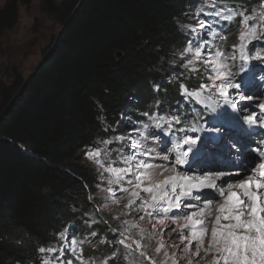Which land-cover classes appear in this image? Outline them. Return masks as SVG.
I'll list each match as a JSON object with an SVG mask.
<instances>
[{"label":"trees","instance_id":"trees-1","mask_svg":"<svg viewBox=\"0 0 264 264\" xmlns=\"http://www.w3.org/2000/svg\"><path fill=\"white\" fill-rule=\"evenodd\" d=\"M193 1L43 0L60 33L28 78H0V264H42L39 247L85 227L98 182L82 153L108 137L131 99L143 112L180 99L162 75L183 47ZM30 2L6 0L0 41Z\"/></svg>","mask_w":264,"mask_h":264},{"label":"snow or ice","instance_id":"snow-or-ice-1","mask_svg":"<svg viewBox=\"0 0 264 264\" xmlns=\"http://www.w3.org/2000/svg\"><path fill=\"white\" fill-rule=\"evenodd\" d=\"M201 2L205 6L199 7L195 13L194 18H196L197 24L184 26L191 32V35L186 34V46L184 51L179 53V56L182 60L188 55L191 58L184 61L180 68H188L189 71L195 72L198 69L189 67V65L199 62L205 65L206 70L209 71L208 80L210 83H201L194 90H189L185 84L181 83L180 94L188 104L187 109L181 106L171 109L172 114L159 116L156 114L149 116L147 112L143 114L151 122V125L144 123L143 129L147 130L151 126L156 130L151 133V139L158 145L175 141L178 146L188 145V149L172 156L171 159L167 154L160 157L159 153L144 147L149 136H145L144 132L137 128L132 131L141 132L143 140L131 139L125 145L122 141L128 135L126 132L124 135L113 134L102 141L104 145L103 159L108 162L107 166L99 159L102 149L96 148L95 151L86 152L85 155L103 169L100 171L99 179L107 182L105 190L109 193V197L115 196L116 191L127 193L130 199L125 204L126 208L142 213L138 217L140 220H143L145 216L153 217V213H155L154 218L163 224L164 217L161 216V213L166 216L174 208L180 209L182 197L190 199L189 203L183 205L185 209L197 208L201 200L200 188L205 185V179L189 176L187 172L178 170L179 167L188 162L189 151H192L193 146L202 140L198 133L207 132L208 136L203 137V140L206 141L214 136L218 138L216 132L222 127L225 120H237L248 124L252 139L247 143L237 141L238 147L234 145L237 155L242 159L236 165L238 170L233 174L240 178L235 183L225 181L229 189L237 188L239 191L229 190L225 196L222 189H216V195L213 199L224 197L225 203L220 204L216 209L221 215H217L214 221H209L215 224L209 248L203 249L207 227H199L205 225V219H194L197 215L195 212L182 216L188 223L183 226L178 225L180 232L176 239H179L181 244L185 240L188 241L181 250L182 255H186L193 244H196L194 254L196 257L200 256L201 250L205 253H215L216 258L213 260V264H264V135H260L258 138L255 135L257 127L264 128V104L258 105L261 110L258 114L256 111L249 112V106L242 103V101L259 98V95L264 94L258 95L251 91L246 77L242 76L239 71L233 72L231 70V62L237 60L235 46L230 53H226L222 50L221 45V42L226 39V36L221 35V33L224 32L227 25L239 17V26L243 29L240 34L241 40L248 43L257 41L252 46L251 55L244 51L245 45L241 44L239 51L240 69L246 68L251 71L260 66L253 64L252 61L264 62V55L259 51L260 48H264V0H259L261 11L257 12L254 8L251 14H247V8H232L224 4L222 0L221 5L217 4V0H201ZM201 14L206 19L201 18ZM193 45L195 46L193 47ZM180 75H183V72H180ZM155 90L159 91V85L155 86ZM205 91L208 93L207 96L202 95ZM168 111L166 108L165 112ZM187 112L195 113V124L189 122L192 117L187 115ZM101 121L103 122V117H101ZM201 121H204L205 124H211L212 127H197ZM113 142H116L117 147L109 149L108 145ZM125 149L128 150V154H125ZM113 151L116 153L114 159L112 158ZM162 151L167 152V149L162 148ZM117 162L123 166H115ZM104 172H108L110 175L105 177ZM164 172H169L171 175L162 181L152 182L153 173L163 176ZM217 175L223 176L225 173L219 172ZM146 181H149L147 185H145ZM122 182L127 186H123ZM112 185L119 187L114 189L111 187ZM207 185L213 189L216 188L212 181H208ZM100 187L101 185L97 184V188ZM177 188H180L179 193H177ZM193 190L196 191L195 195H193ZM141 191L148 195L141 197ZM173 196L175 197L174 200ZM89 199L92 197L89 196ZM136 200H140V203L136 204ZM114 202L119 203V200ZM103 206L106 207L107 205ZM99 207L97 206V210ZM211 207L212 200H206L205 207L200 208V215L203 216L207 209V214L211 217ZM170 218L176 224L180 217L174 214ZM114 219H118V217ZM221 220L231 222L221 224ZM122 223L127 224L128 222ZM189 226H192L190 235L185 236L183 229L189 228ZM127 231L128 229L125 228L123 232L119 233L123 239L118 238V244L132 250V244L128 243L130 237L124 235V232ZM175 231L177 228L168 230L169 234ZM113 232L116 233L117 229H113ZM58 235L61 241L65 239V231H61ZM70 243L74 245L77 241L73 238ZM169 246L175 248L178 245L172 243ZM38 251L39 253H56L57 251H64V248L61 244L59 249L56 247H39ZM72 251L75 252V249ZM116 254L117 250H114L112 257L115 258ZM75 258L80 261V264H87V261L81 260L80 255H76ZM42 264H50V260L45 259ZM68 264H71V261H68ZM102 264H106V261ZM153 264H155L154 261ZM187 264H191V261L189 260Z\"/></svg>","mask_w":264,"mask_h":264},{"label":"rangeland","instance_id":"rangeland-1","mask_svg":"<svg viewBox=\"0 0 264 264\" xmlns=\"http://www.w3.org/2000/svg\"><path fill=\"white\" fill-rule=\"evenodd\" d=\"M61 1L64 0H59V2ZM222 2L232 8H247V14H251L254 8L257 12L261 11L259 0H222ZM5 3L6 0H0V9ZM217 4L221 5V0H217ZM204 6L205 4L202 3L201 0H194L187 15L180 22V30L183 35V47L177 50L174 54V59L165 65L164 73L162 75L164 85L174 86L177 89L176 91L178 92L180 99L176 101L172 107L168 108L169 111L167 113L160 107L157 110L151 109L150 112H143L138 110L139 108L136 107V101L131 99L129 105L124 111V115L121 117L117 126L112 127V131H109L108 137L99 141L95 147L87 148L83 151L82 155L84 162L94 170L97 182L101 185L100 188H97L96 199L94 202L95 211L88 215V221L85 223V227L74 225L65 230V239L63 241L60 240V243L55 246L59 249L62 244L64 251L42 253V261L47 259L50 260V264H68V261H71V264H80V261L75 258L76 255H80L81 260L87 261V264H102V262L105 261L106 264H153V261L155 264H177V262L178 264H187L189 260L191 261V264H209L215 259V256H213L215 253L210 252L208 254L203 250H201L200 256L196 257L194 255L196 244L192 245L191 250L186 255H182L181 250L188 241L185 240L184 243L181 244V241L176 239L180 232V227H178V225L183 226L188 223L187 220L182 218V216L187 213L195 212L197 215L194 219H205V225L199 227H207V235L204 238L203 249L209 248L212 230L215 227V224L209 221H214L217 215H221L216 209L220 204L225 203L224 197L213 199L216 195V189H222L225 196L229 190L239 191L237 188L229 189L225 184V181L235 183L240 178L233 173L238 170L236 165L242 158L240 159L237 156L232 157V152H236L234 145L238 146L237 141H241L239 139H242V137L240 136L241 133H236V131L233 130H238L239 127L246 128V126H249L248 124L237 120H225L222 127L216 132L218 138H215L214 136L206 141L203 140V137L208 136V133H198L202 137V140L193 146V150L188 153V162L182 167H179L178 170L181 172H187L189 176L201 177L204 179L207 175H212L214 177L212 182L215 183L216 188L213 189L209 187L207 182L200 188L202 195L197 208L185 209L183 205L189 203L190 199L182 197L180 209L174 208L173 211L166 216L161 213V216L164 217L163 224H160L158 220L154 218L156 215L155 213H153V217L145 216L143 220H140L138 217L142 213L126 208L125 204L130 199L127 193L116 191L115 196L109 197V193L105 190L107 188V182L99 179L100 171L103 169L100 168L94 160L89 159V157L85 155L86 152L95 151L96 148H100L102 151L99 159L105 166H107L108 162L103 159L104 145L102 141L108 139L113 134L124 135L126 132L128 135H126L125 139L122 141L125 145H127L131 139L143 140L141 132L132 131L137 128L144 132L145 136H149V140L144 143V147L159 153L160 157L167 154L171 159L172 156L188 149V145L178 146L175 141H171L165 145H158L157 142L151 139V133L156 130L151 126L147 130L143 129L144 123L151 125L148 117L143 114L147 112L149 116L153 114L159 116L172 114L171 109L177 107L182 106L184 109H187L188 104L180 94L181 83L185 84L189 90H194L201 83H210L208 80L209 71L206 70L205 65L199 62H194L193 65H189V67H195L198 69L195 72L189 71L188 68L181 69L180 65L184 63V61L190 59L191 56H185L183 60L179 56V53L183 52L186 46V34L188 36L191 35V32L184 26L196 25L197 20L194 18L195 13L199 10V7ZM201 18H205L203 17V14H201ZM224 23L226 24L227 22ZM239 25L240 18L236 17L230 25L225 27L224 32L221 33V35L226 36V39L221 42L222 50L226 53H230L233 46H235L237 60L231 62V70L233 72L239 71L242 76L246 77L251 91L256 92L258 95L264 94V79H262V77H264V62L252 61L253 64H259L260 66L253 68L251 71H248L246 68L240 69L239 67L241 63L239 60L241 44L245 45L244 51L251 55L252 46L254 43H257V41H253L252 43L242 41L240 34L243 29ZM61 29V24H59L55 18L49 16L43 9V0H31L28 5H21L17 25L10 31H7L0 41V78L7 83L12 82L16 76L28 78L40 63L45 51L53 43ZM194 46L195 45H193V47ZM259 51L264 55V48H260ZM207 67L210 68V66ZM180 72H183V75H180ZM217 83L219 82L217 81ZM202 95L207 96L208 93L205 91ZM242 103L249 106V112L256 111L260 114L261 110L258 105L264 104V95H259V98L242 101ZM197 107H199V105H197ZM186 114L192 117L189 122L195 124V113L187 112ZM207 118L210 119V117ZM126 121H128V123H126ZM197 127L211 128L212 125L205 124L204 121H201ZM263 131L264 128L257 127V129H255V134H264ZM246 133H248V131ZM218 139L221 140L220 144H214ZM249 141L250 140L243 138L244 143ZM116 147V142L108 145L109 149H114ZM162 148L167 149V152L162 151ZM124 151L125 154H128L127 149ZM115 155L116 153L113 151V159L115 158ZM228 156L232 157L230 161L233 162V165L227 168H224L225 166H220V160L218 157L223 158L222 163L224 164V162L228 163L226 160V157ZM115 166L123 165L117 162ZM167 166L170 167V165ZM149 171L151 172L152 170L150 169ZM219 172H224L225 175L218 176L217 173ZM109 175L110 173L104 172L105 177ZM169 175H171L169 172H164L163 176L153 173L152 182L162 181ZM241 175H243V173H241ZM148 183L149 181H146L145 185ZM122 185L125 187L127 186L126 184H123V182ZM111 187L116 189L119 186L112 185ZM129 191H131V188H129ZM179 192L180 188H177V193ZM195 194L196 191L193 190V195ZM140 195L141 197H145L148 194L141 191ZM172 198L173 200L175 199L174 196ZM117 199L119 200V203L114 202ZM208 199L212 200V216H208L207 209L205 210L204 215L201 216L200 208L205 207V201ZM139 203L140 200H136V204ZM103 205L107 206L104 207ZM97 206H100L99 210H97ZM133 207H135V205H133ZM174 214L180 217L176 224H174L170 218ZM116 217H118V219H114ZM124 221H127L128 223L123 224L122 222ZM223 222L224 220H221V223ZM153 225H155V227H153ZM101 226L106 227V234L98 232L97 229ZM125 228H127L128 231L124 232V235L130 237L128 243L132 244V250L118 244V238L123 239V236H119V233L123 232ZM171 228H177V231L169 234L168 230ZM191 228L192 226L184 228L183 234L189 236ZM113 229H117V232L114 233ZM93 233H95V235H93ZM73 238L77 241L74 245L70 243ZM172 243L178 246L172 248L169 246ZM137 245H139V247H137ZM161 245H163V247H161ZM72 249H75V252H73ZM157 249H159V251H157ZM114 250H117L115 258L112 257Z\"/></svg>","mask_w":264,"mask_h":264},{"label":"bare ground","instance_id":"bare-ground-1","mask_svg":"<svg viewBox=\"0 0 264 264\" xmlns=\"http://www.w3.org/2000/svg\"><path fill=\"white\" fill-rule=\"evenodd\" d=\"M249 129H250V127L249 126H246V128L244 127H239L238 128V130H233V131H236V133H241V137H242V139L240 138V136H239V140H241L242 142H243V138H245L246 140L248 139V140H251L252 139V137H251V135H250V132H249ZM257 129V128H256ZM242 130H244V131H242ZM245 130H246V132L248 131V133H246L245 132ZM258 135H256V137H257ZM220 142H221V140L220 139H218V141L216 142V143H214V144H216V145H218V144H220ZM231 145H232V143H231ZM233 146V145H232ZM238 147V146H237ZM234 149L236 150V148L234 147ZM217 153V152H216ZM229 153V152H228ZM233 153V155H232V157H234V156H237V157H239L238 155H237V152H235V151H233L232 152ZM232 157H230V156H228V157H226V160L228 161V163L227 162H224V164L222 163V160H223V158L222 157H218L219 158V160H220V166H225L224 168H227V167H230L231 165H233V162H231L230 160H231V158ZM240 159L242 158V157H239ZM223 168V167H222ZM204 176V175H203ZM214 179V177L212 176V175H207L206 176V178H205V182H208V181H212ZM231 221H225L224 220V222L223 223H221V224H227V223H230ZM210 253V252H209ZM208 253V254H209ZM207 256H209V255H207ZM213 256H215L214 258H216V254H214ZM211 258V257H210ZM209 264H213V260L211 261V263H209Z\"/></svg>","mask_w":264,"mask_h":264}]
</instances>
